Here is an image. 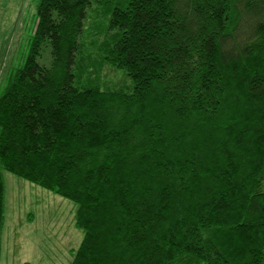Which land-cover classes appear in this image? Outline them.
<instances>
[{"label": "trees", "instance_id": "obj_1", "mask_svg": "<svg viewBox=\"0 0 264 264\" xmlns=\"http://www.w3.org/2000/svg\"><path fill=\"white\" fill-rule=\"evenodd\" d=\"M38 17L0 89V235L10 172L76 205L70 264H264V0H40Z\"/></svg>", "mask_w": 264, "mask_h": 264}, {"label": "rangeland", "instance_id": "obj_2", "mask_svg": "<svg viewBox=\"0 0 264 264\" xmlns=\"http://www.w3.org/2000/svg\"><path fill=\"white\" fill-rule=\"evenodd\" d=\"M40 0H0V89L26 60L36 31ZM109 7L88 8L85 17L86 47L99 38L108 22ZM104 35V34H103ZM101 36V37H100ZM101 55L104 53H100ZM122 76L121 71H116ZM1 91V92H2ZM5 224L1 264H70L83 238L77 226L76 205L52 190L13 173L4 172ZM2 251V250H1Z\"/></svg>", "mask_w": 264, "mask_h": 264}, {"label": "crops", "instance_id": "obj_3", "mask_svg": "<svg viewBox=\"0 0 264 264\" xmlns=\"http://www.w3.org/2000/svg\"><path fill=\"white\" fill-rule=\"evenodd\" d=\"M3 252H4V254H6V252H7V246H5V248L3 250V240H2L1 260H2V256L4 255Z\"/></svg>", "mask_w": 264, "mask_h": 264}]
</instances>
